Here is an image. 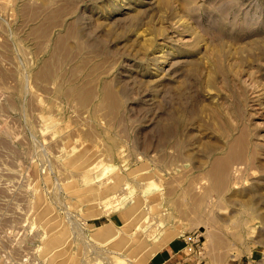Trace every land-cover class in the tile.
Instances as JSON below:
<instances>
[{"label":"rangeland","instance_id":"obj_1","mask_svg":"<svg viewBox=\"0 0 264 264\" xmlns=\"http://www.w3.org/2000/svg\"><path fill=\"white\" fill-rule=\"evenodd\" d=\"M179 236L264 264V0H0V264H145Z\"/></svg>","mask_w":264,"mask_h":264},{"label":"crops","instance_id":"obj_2","mask_svg":"<svg viewBox=\"0 0 264 264\" xmlns=\"http://www.w3.org/2000/svg\"><path fill=\"white\" fill-rule=\"evenodd\" d=\"M88 225H93V228L97 230V233L101 235L98 240L105 242L116 241V237L103 236L107 229H109L113 235L118 234L119 229L123 228L129 223L127 209H123L119 212H111L110 214H104L98 218H92L87 220ZM105 227V228H104ZM97 240V239H95ZM186 238L182 236L177 237L170 243L162 247L155 255H153L145 264H200L199 259L194 251H191L188 246ZM237 264H249L244 260H239Z\"/></svg>","mask_w":264,"mask_h":264},{"label":"bare ground","instance_id":"obj_3","mask_svg":"<svg viewBox=\"0 0 264 264\" xmlns=\"http://www.w3.org/2000/svg\"><path fill=\"white\" fill-rule=\"evenodd\" d=\"M144 174H145V173H144ZM117 175H118V174H116V177H117ZM110 176H111V175H110ZM109 178H110V177H109ZM110 180H111V179H110ZM115 180H116V179H115ZM115 180H114V181H115ZM114 181H113V182H114ZM111 183H112V180H111ZM149 183H153V181H151V182L149 181ZM149 183H148V184H149ZM112 184H113V183H112ZM153 184H154V183H153ZM106 188H107V187H106ZM149 188H150V187H149ZM104 189H105V188H104ZM133 189H134V188H133ZM135 191H137V189H135ZM130 193H131V196H132V194H133L134 192H133V193L130 192ZM137 193H138V192H137ZM134 194H136V192H135ZM116 195H117V197H118L119 194L117 193ZM116 195H115V196H116ZM115 196L113 195L112 197H115ZM121 196H122V195H121ZM128 196H129V195H128ZM134 196H135V195H134ZM120 198H121V197H120ZM106 199H109V198L106 197ZM106 199H103L102 202H106V201H107ZM111 199H112V198H111ZM115 199H116V197H115ZM128 199H129V197H128ZM112 200H113V199H112ZM112 200H111V201H112ZM118 200H119V199H118ZM122 200H123V199H122ZM131 200H132V201H135V198L132 196ZM108 202H109V200H108ZM96 203H97V202H96ZM100 203H101V202H99L98 205H100ZM109 203H110V202H109ZM109 203H104V204H109ZM100 206H101V205H100ZM131 206H132V205H131ZM95 207H96V206H95ZM101 207H102V206H101ZM150 207H151V206H150ZM101 209H102V208H101ZM150 209H151V208H150ZM102 210H103V209H102ZM143 210H144V209H142V211H143ZM100 211H101V210H100ZM132 211H133V209H131V208H128V209H127L128 217H131V212H132ZM147 212H150V214H151V211H150V210H149V211L147 210ZM132 213L134 214L135 212L133 211ZM141 213H142V212H141ZM139 215H140V214H139ZM148 215H149V214H148ZM136 216H137V215H136ZM142 216H143V215H142ZM145 218H146V217H145ZM147 218H148L147 221H146V222L144 221V222H145V226H143L144 224H143V225H140V226H139V229L144 228V227H146V226H147V227L149 226V224H150V222H151V220H152V219H151L152 217H148V216H147ZM139 220H140V219H139ZM145 220H146V219H145ZM142 221H143V220H142ZM137 223H138V222H137ZM140 224H141V223H140ZM141 226H142V227H141ZM137 227H138V226H137ZM163 228H164V227H163ZM152 230H153V229H152ZM138 232H139V231H138ZM141 232L144 233L146 239H147L148 237H150V236L146 235V230L143 229V231H141ZM150 232H151V231H150ZM151 233H152V232H151ZM152 234H153V233H152ZM147 236H148V237H147ZM165 237H166V235H165ZM158 239H159V238H158ZM158 239H157V240H158ZM161 239H162V238H161ZM154 252H155V251H154ZM119 257H120V256H119ZM121 258H122V256H121ZM150 258H151V257H150ZM114 259H115V258H114ZM123 259H124V258H123ZM116 260H119V261H118L119 264H121V262H123V261L125 262V260H122V259H120V258H118V259H116ZM114 261H115V260H114ZM116 263H117V262H116Z\"/></svg>","mask_w":264,"mask_h":264}]
</instances>
